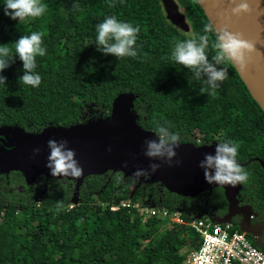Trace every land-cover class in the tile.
Listing matches in <instances>:
<instances>
[{"label":"trees","instance_id":"obj_1","mask_svg":"<svg viewBox=\"0 0 264 264\" xmlns=\"http://www.w3.org/2000/svg\"><path fill=\"white\" fill-rule=\"evenodd\" d=\"M175 2L188 32L167 20L161 0H42L48 6L45 14L22 22L6 16L5 0H0V45L8 44L16 58L2 73L7 82L0 84V128L36 135L107 121L114 99L131 94L130 111L141 130L156 134L158 126H166L179 134L180 144H238L237 162L249 177L239 183L236 198L264 219V112L231 61L222 65L228 78L212 96L201 91L206 86L190 69L172 60L175 41L203 34L209 24L197 0ZM109 16L139 26L136 57L97 51L96 26ZM34 31L45 33L47 49L36 57L39 87L19 82L23 64L14 43ZM209 35L211 44L214 36ZM213 54L210 49L209 59ZM137 184L108 171L84 178L76 192L73 180L0 172V264H183L185 253L198 246L199 236L190 228L144 222L127 208L110 210L129 200ZM134 193L185 221L199 214L223 216L228 207L221 188L191 198L148 182ZM58 202L63 204L59 210ZM231 223L238 228L236 219ZM151 229L159 232L151 234ZM248 237L264 251V234Z\"/></svg>","mask_w":264,"mask_h":264},{"label":"water","instance_id":"obj_2","mask_svg":"<svg viewBox=\"0 0 264 264\" xmlns=\"http://www.w3.org/2000/svg\"><path fill=\"white\" fill-rule=\"evenodd\" d=\"M209 23L217 28L229 26L242 31L252 40L259 52L264 53V0H251L250 11L242 16H234L231 0H197ZM167 20L177 29L188 32L189 26L183 12L175 0H161ZM232 63V62H231ZM233 64V63H232ZM235 70L246 85L249 93L264 112V55L253 53L245 64H233ZM134 96L123 94L112 103L107 121L75 124L69 128H49L36 135L25 134L21 130L0 128L8 141L7 148H0V172L19 171L31 179L38 175L45 178L67 179L75 182L76 192L84 178L101 175L108 171L121 172L124 177H131L138 169H146L150 175L137 179L139 185L158 183L169 193L183 197H195L203 192L221 188L228 204L227 214L217 223L231 222V217L245 214V219L238 225L240 231L255 237V228L250 227V206L239 207L237 194L239 183H218L205 180L204 169L200 167L205 153H214L218 144L195 146L180 144L171 165L160 159L152 160L144 155L145 140L158 139L156 134L141 130L132 117L130 106ZM66 140L68 147L75 152L83 172L79 177L52 176L46 167L48 163V141ZM39 149V152L36 150ZM160 164L161 167L151 173L149 165ZM72 202H76L73 199ZM203 217L202 214L196 219ZM264 229V222L258 227Z\"/></svg>","mask_w":264,"mask_h":264},{"label":"clouds","instance_id":"obj_3","mask_svg":"<svg viewBox=\"0 0 264 264\" xmlns=\"http://www.w3.org/2000/svg\"><path fill=\"white\" fill-rule=\"evenodd\" d=\"M234 7L232 14L242 16L250 11L251 0H231ZM74 7H78L74 3ZM48 6L42 0H5L4 14L12 20L22 22L28 18H40L47 11ZM97 51L116 58L136 57L138 55L137 38L140 33L139 26L130 22L119 20L116 16H109L96 26ZM214 41L210 44V35ZM44 35L42 31H34L29 35H22L15 43L16 57L23 64V75L19 82L32 87H39L42 77L35 72L36 57L46 55L44 46ZM214 54L209 59V50ZM12 50L8 44L0 45V84H6L7 77L2 75L16 58L11 55ZM264 55L259 52L256 44L245 36L242 31H237L229 26L217 28L214 24L205 25L203 34H190L183 40H177L171 53L174 62L190 69L195 78L202 80V92L208 95H216L223 81L228 78L226 61L233 64H245L253 54ZM158 139L145 140L144 155L152 160L160 159L171 165L176 156V148L180 146V137L177 133L168 131L166 126H158L156 129ZM66 140L48 141L49 155L46 167L52 176L79 177L83 169L75 159V152L69 148ZM239 145L234 141L227 140L216 146L214 153H205L200 167L204 169L205 180L209 183H243L246 182L249 173L237 162ZM39 152V149L36 150ZM161 167L160 164L149 165L151 173H155ZM150 172L146 169H138L132 175L133 180L140 177L147 178ZM63 207L62 202L57 203V209ZM71 208V205H69Z\"/></svg>","mask_w":264,"mask_h":264},{"label":"built area","instance_id":"obj_4","mask_svg":"<svg viewBox=\"0 0 264 264\" xmlns=\"http://www.w3.org/2000/svg\"><path fill=\"white\" fill-rule=\"evenodd\" d=\"M120 208L134 211L144 222L156 219L163 221V227L178 224L195 232L199 236L198 246L185 253L183 264H264V251L231 222L217 223L208 217L185 221L177 212L153 204L123 201L110 206L111 211Z\"/></svg>","mask_w":264,"mask_h":264},{"label":"flooded vegetation","instance_id":"obj_5","mask_svg":"<svg viewBox=\"0 0 264 264\" xmlns=\"http://www.w3.org/2000/svg\"><path fill=\"white\" fill-rule=\"evenodd\" d=\"M7 142L8 141L5 139V137L2 134H0V148H7V146H6ZM17 190L21 191L20 188H17ZM238 205H239V207L249 206L248 204L240 203L239 201H238ZM226 209H227V211H226V214H227L228 207ZM245 214L246 213H242L241 215H235V216L231 217V222H232L233 219L234 220L236 219L238 221V224L242 223L244 221V219H245ZM225 215L218 216V217L216 215H209L208 218H211L212 220L217 221V220L223 218ZM247 218L249 220L250 227L255 228L254 230H255L256 235L253 238L254 239L255 238L256 239L260 238L264 234V229L260 230L259 228H256V227H258L260 224H262L264 222V219H259L257 217V214L253 211V209H252L251 215L249 217H247Z\"/></svg>","mask_w":264,"mask_h":264},{"label":"rangeland","instance_id":"obj_6","mask_svg":"<svg viewBox=\"0 0 264 264\" xmlns=\"http://www.w3.org/2000/svg\"><path fill=\"white\" fill-rule=\"evenodd\" d=\"M181 10V9H180ZM181 12H183V10H181ZM47 179H49V178H46V180ZM75 183V182H74ZM139 187V184H137L135 187H133V188H131L132 190H131V193H130V198H129V200H127V201H129V202H131V203H138V204H145V202L144 201H142L141 202V200H139L140 199V197L138 196V195H135V190H136V188H138ZM133 195H135V196H133ZM132 199H136V201L134 202V201H131ZM138 199V200H137ZM73 201V200H72ZM72 204H74V203H72ZM239 228V227H238ZM152 230V232H151V234H155V233H158L159 231H155V229H151ZM160 230V229H159ZM0 245H1V241H0Z\"/></svg>","mask_w":264,"mask_h":264}]
</instances>
